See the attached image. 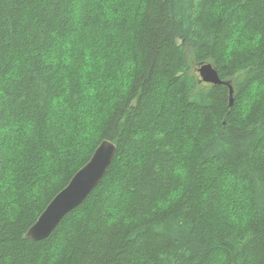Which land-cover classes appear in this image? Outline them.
<instances>
[{"label": "trees", "instance_id": "obj_1", "mask_svg": "<svg viewBox=\"0 0 264 264\" xmlns=\"http://www.w3.org/2000/svg\"><path fill=\"white\" fill-rule=\"evenodd\" d=\"M90 1L80 27L86 3L0 0V264H264V0ZM106 139L102 182L27 238Z\"/></svg>", "mask_w": 264, "mask_h": 264}, {"label": "water", "instance_id": "obj_2", "mask_svg": "<svg viewBox=\"0 0 264 264\" xmlns=\"http://www.w3.org/2000/svg\"><path fill=\"white\" fill-rule=\"evenodd\" d=\"M198 71L202 81L229 88L230 105L232 106L235 91L231 80L221 79L219 71L211 62L199 63ZM117 152L118 145L115 142L103 140L90 160L75 173L68 185L51 200L25 236L36 241L49 237L63 218L80 206L102 182Z\"/></svg>", "mask_w": 264, "mask_h": 264}, {"label": "rangeland", "instance_id": "obj_3", "mask_svg": "<svg viewBox=\"0 0 264 264\" xmlns=\"http://www.w3.org/2000/svg\"><path fill=\"white\" fill-rule=\"evenodd\" d=\"M91 2L90 0H76V4L77 5H83V3L89 5V8H85L83 7L80 11L81 15L76 17V20L78 22V25L80 27H82L85 23H87V19L85 17H90L92 15L91 13ZM84 22V23H83ZM88 28V27H87ZM88 53L90 52V50L87 51Z\"/></svg>", "mask_w": 264, "mask_h": 264}]
</instances>
